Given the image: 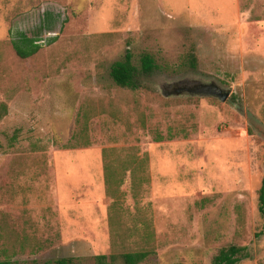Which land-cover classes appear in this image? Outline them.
Instances as JSON below:
<instances>
[{"label":"rangeland","instance_id":"1","mask_svg":"<svg viewBox=\"0 0 264 264\" xmlns=\"http://www.w3.org/2000/svg\"><path fill=\"white\" fill-rule=\"evenodd\" d=\"M17 33L41 49L19 58ZM127 50L156 63L138 92L109 75ZM209 82L225 102L173 91ZM0 104V260L211 264L234 244L264 264V0H0Z\"/></svg>","mask_w":264,"mask_h":264},{"label":"trees","instance_id":"2","mask_svg":"<svg viewBox=\"0 0 264 264\" xmlns=\"http://www.w3.org/2000/svg\"><path fill=\"white\" fill-rule=\"evenodd\" d=\"M53 14L50 11H46L43 14V18L39 28L41 31L49 33L52 31ZM51 38L50 40H55ZM11 46L15 54L21 58L26 59L35 55L40 49L39 39L37 37H30L25 33H17L16 37L11 36ZM132 53L127 50L123 59L114 62L110 66L109 75L114 82V85L120 89L130 92H138L144 89V86L139 81V76H148L156 68L154 58L150 54H143L140 58V67L137 68L132 62ZM189 65L193 68L196 64V58L193 52L189 53L187 58ZM7 108L5 104H0V119L6 114ZM17 132L10 137L12 141L17 139ZM170 137V136H169ZM75 139V138H74ZM163 137L156 138V141L163 140ZM73 142V140H70ZM77 142L70 144V142L63 145L65 148H74ZM105 155V153H104ZM108 165H105V183L109 186L110 172ZM122 180L119 179L118 183ZM119 185V184H118ZM258 212L263 219L264 224V177L261 182V186L258 192ZM150 255L149 251H135L125 252L119 255H96L94 257L95 264H143V262ZM245 246H238L231 244L227 247L220 248L218 252L212 258L211 264H237L242 259L247 258ZM64 262V260L62 261ZM0 264H15L9 260H0Z\"/></svg>","mask_w":264,"mask_h":264},{"label":"water","instance_id":"3","mask_svg":"<svg viewBox=\"0 0 264 264\" xmlns=\"http://www.w3.org/2000/svg\"><path fill=\"white\" fill-rule=\"evenodd\" d=\"M173 91L176 94L187 93L193 95H207L218 98L221 102H225L230 95V89H223L214 82L200 83L193 86H174Z\"/></svg>","mask_w":264,"mask_h":264}]
</instances>
